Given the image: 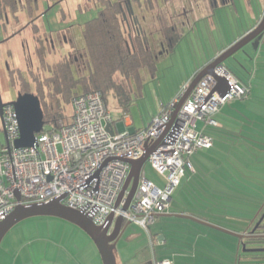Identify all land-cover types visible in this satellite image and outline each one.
Here are the masks:
<instances>
[{
  "label": "built area",
  "instance_id": "2783aa9c",
  "mask_svg": "<svg viewBox=\"0 0 264 264\" xmlns=\"http://www.w3.org/2000/svg\"><path fill=\"white\" fill-rule=\"evenodd\" d=\"M217 77L228 84L224 95V83ZM190 81L171 101L161 104L146 126L133 133L108 131L106 125L112 127L114 122L100 90L78 93L71 100L68 120L59 119L48 127L44 124L29 147H15L20 133L15 109L11 104L4 105L0 220L18 204L60 199L63 205L87 214L96 225L104 224L113 214V219L121 215L124 221L136 222L147 230L157 216L170 210L175 188L185 170L192 168L189 157L212 144L209 135L196 129V122L217 125L214 115L221 105L247 98L249 91L224 65H217L214 74L198 80L174 113ZM146 149H152L147 161L164 184L150 180L142 170L134 195L123 209L128 190L118 205L116 202L128 177L130 161L140 158Z\"/></svg>",
  "mask_w": 264,
  "mask_h": 264
},
{
  "label": "crops",
  "instance_id": "0c3cea01",
  "mask_svg": "<svg viewBox=\"0 0 264 264\" xmlns=\"http://www.w3.org/2000/svg\"><path fill=\"white\" fill-rule=\"evenodd\" d=\"M181 2L182 3H180L178 0H170L168 2L163 0H152V7L146 4L141 6L140 12L144 13V18L142 19L145 23L146 18L149 17L150 13L154 11L157 12L158 20H152L148 22L150 25H152V23L155 24L154 26L156 28L149 26V30L145 29L147 33H144V37L146 38L149 48L156 52L157 58L164 56L165 53H168L174 49V47L170 50L167 48L163 31L164 27L174 24L179 29L181 26H183V23L180 24L179 19L183 18L182 16L184 15L179 13V10H189L190 8L195 9V0H181ZM210 2L207 12L204 13V15L209 17L210 22H213L214 20L212 13L213 10L215 11L219 7L227 6L233 13V18L236 20L238 28L235 36H232L230 40L226 42V44H221V46H218L217 49L210 55V58L207 60V62L232 45L249 30H251L255 25L258 24L264 15L263 0H231L225 4ZM184 13H186V11ZM22 15L25 16L24 13H22ZM137 23L128 24L124 22L125 33L129 38V41L131 34L138 31V27H136L137 29L132 28V26H135ZM42 24L43 25L40 24V27L48 34L47 29L49 27L44 23ZM138 25H141L140 29L144 31L142 27L144 23L140 21ZM82 26H84V24ZM179 34L180 38L178 41H180L183 35L180 32V29ZM18 35L20 34H12L8 36L6 31L3 34V36H5V41ZM15 41H17L16 49H19L20 39L17 38ZM81 41L82 45L84 46V50L86 51L85 40L81 38ZM0 43L2 42L0 41ZM22 43L23 39L21 40V46ZM28 44L30 46L29 48H31V51L33 52L34 42L29 39ZM46 45L48 46V43H46ZM251 46L258 47L256 51V54L258 55L256 57L249 54L250 50L244 51L242 55L239 56L240 60L242 59L241 57H243L241 61L243 62L244 66L247 67V69L244 70V75L241 71L234 69L232 66L228 67L224 63L225 66L232 72V74L242 84L248 87L249 91L247 98L229 100L221 105L219 111L214 115V119L217 121V125H214L216 128L214 129L213 134H209V136L212 138L211 146L206 149H201L197 152H194L191 155L190 162L192 168L189 171V176L184 173L180 183L177 185L179 186L181 184L182 187L183 184H185L184 188H181L177 192L178 195L176 198H179V200L181 199L180 203H178V205L173 209H171L170 206V210L168 212L157 216L155 221L149 226V228L153 229H150L152 234L148 233L149 242H151V245L149 243L150 246L148 244H142L140 246L131 247V243H127L126 247L129 248L125 249L128 250V254L125 256L126 254H123L121 251L118 256L120 264H156L155 261L157 260H167L170 262L169 264H217L215 259H211V257L209 258L208 256H205V254L199 255L197 252L200 245L199 243L202 242L201 244L206 246V248L203 247V249L208 250L210 240H214V238L210 235L211 232L209 230L207 231L206 228H202L199 224H201L203 227L207 226L201 222L183 217L182 215H187L189 217H193L194 219L226 229V227L222 225L219 220H225V217H233V214L228 213L224 209L221 212L209 213L205 210H201L202 212L198 213L199 210H196L192 206V204L197 202L195 200L194 194L199 198V200L205 202H232L231 196L233 193V187L251 185V183H249L244 178L245 173L243 174L239 172L241 163L247 164L248 162L252 161L256 164H259L258 166L263 165L261 170L263 169L264 173V146H260L256 141L253 140V138H261L264 140V136H259L253 132L255 129L254 120H252L251 125L245 123V120H247L249 117H251V119L256 117L253 115L255 112L250 114L249 111H253V108L261 107L263 105V103H260V101L256 99L258 98L257 96L262 95V93L255 92L253 83L256 77H258L257 75L259 71L262 70V73L264 74V33L260 37L259 41L253 43ZM22 48L23 49L21 50L23 51L25 48L23 46ZM258 50L260 51L259 53ZM15 52L19 53L18 50L12 51L10 47L8 48V56L12 58L13 62H15V60L12 55H14ZM247 54L249 55L247 56ZM43 60L44 62H42L46 66V68H44V78L49 77L50 69L54 68L55 64L60 62L61 59H58L56 55H53L51 52L46 50ZM32 61L34 65L31 66V68H35L37 64L36 58L34 56L32 57ZM259 62H262V64H260V68H258ZM14 64L15 67L21 66V61L19 62V65L16 64V62ZM249 69L251 70L252 75L247 79L245 77L249 75V73H247ZM195 72H193V75ZM84 73H87V69L84 71ZM73 74L75 76L77 75L75 72H73ZM145 74L151 77L147 68H142L139 70V77ZM3 75L5 83L8 84L6 69L5 72H3ZM192 77H190L189 80H191ZM185 81L186 80L180 81L173 92L164 95L161 100V104H165L164 101L169 99V101H171L173 97H175L176 93H178L179 86ZM187 82H185V84ZM74 89V95L83 93L80 85ZM246 114L250 115L246 116ZM112 118L114 122L112 128L114 131L121 130L122 128L119 126V124H116L114 117ZM123 120H125L127 125L134 124V120L130 119L127 115L123 117ZM142 127H133L128 131L133 133ZM202 130L204 131L203 128ZM244 133H247L246 136ZM216 137L218 138L217 146H215ZM241 169L246 171L243 168ZM188 186H191L193 189H188ZM181 190L184 192V195L180 194L182 193ZM255 201L257 203L260 202L258 200ZM258 214L255 216V218L258 216ZM242 216L248 218L249 215L235 214L234 217L240 219ZM73 226L74 227H69V231L74 234V240L71 236L70 239L69 237L66 238L65 236H62V242H60L59 240L56 241L55 236H52L53 238L50 239V242L45 243L46 245L44 246H40L38 243H33L35 241H39L35 240L38 238H34V240L29 238L25 239L24 235L20 234L21 232L19 233L18 231H14L13 235H10L9 237L6 236V233V237L4 236L6 238L5 243L2 246L0 243V264H102L101 259H99L100 256L98 257L94 249L95 247L93 241H91V239H89V237L83 233L82 229L76 227L75 225ZM247 229L248 227H246L243 235L247 233ZM57 234L59 237L60 234L56 233V236ZM183 234L186 235L184 238L181 236ZM181 242L186 244L185 248L187 251L181 250L182 248L179 249ZM33 252H37L38 255L36 258L32 257ZM227 264L235 263L234 260L233 262L229 260Z\"/></svg>",
  "mask_w": 264,
  "mask_h": 264
},
{
  "label": "rangeland",
  "instance_id": "374dc122",
  "mask_svg": "<svg viewBox=\"0 0 264 264\" xmlns=\"http://www.w3.org/2000/svg\"><path fill=\"white\" fill-rule=\"evenodd\" d=\"M178 1L182 3L181 0ZM209 2L210 1L207 0H195L196 3L195 9L190 8L189 10L188 9L179 10V13L184 14L182 16L183 18L179 19L180 24L183 23V26L179 28L180 32L183 34L182 38L180 39V41H177L172 51L165 53L164 56L158 58L157 69L152 78L149 77L147 74L141 75V77L139 78H124L121 75L115 76L116 79L122 82V84H124L129 91L130 103L128 105L126 112H127V116L130 119L134 120L133 122L134 124L132 125H127L125 123V120L121 118V114L124 111L122 104L120 103L117 97H115L112 94H109L106 98L107 109L110 115L114 117L116 124L117 125L119 124V126L122 128L119 131L122 130L127 131L133 127H142L146 125L151 120V118L156 114H158V112L160 111L161 100L163 96L173 92V90H175L177 84L180 81H184V80H186L185 82L190 81L189 79L190 77H192L193 72L198 70L202 65H204L207 62V60L210 58V55L217 49V47L221 46V44H226V42H228V40H230L232 36H235L238 26L236 20L233 18V13L229 10V7L222 6L216 9L215 11L213 10L212 13L214 20L213 22H210L209 17H207V15H204V13L207 12ZM135 7L138 6L135 4ZM97 10L98 7L95 6V4H93L92 2L88 3L87 6L84 7V9L82 10V13H75L73 17V23L78 24V27L80 28V24H83L84 22H86V20H92V18L96 17ZM135 10H136L135 12L138 13V19H141V21L144 23V25H142L144 30L142 31L143 34L147 33L146 30H149V26L155 27L154 26L155 24L152 23V25H150L148 24V22L152 20L153 21L158 20L157 12L154 11L150 13L149 17L146 18V23H145L142 19V15L144 13L139 12L138 9ZM185 11L186 13H184ZM53 13L54 12H51L50 14ZM9 24L11 25V23ZM10 25H8L6 29L7 35H10L13 32V30L19 29L21 27V25L12 26V27ZM140 26L141 25H138L137 23L135 26L133 25L132 28L137 29L136 27H138V30H140ZM2 31H3V26L0 25V34H2L1 33ZM25 37L26 36L24 35V33H20V35L15 36L14 38H10L7 41H5L4 38L3 40L4 42L2 41V43H0V95L3 103H7L16 98V91L14 87L11 86L10 84H6L4 81L3 72H5L6 69V61L8 60L9 70L15 67L14 64L15 62L16 64L19 65L20 61H21L22 69L23 70L28 69L27 66L29 67L31 62L30 60L31 57H29L28 52H26L25 49L23 51L21 50L23 49L21 46V40L25 39ZM17 38L20 39L19 49H16L17 41H15V39ZM80 40H81V36H80ZM251 45H253V42H251V44L248 43L244 45L240 50H238L233 55L228 57L224 61V63L228 67L232 66L234 69L241 71L244 75V70H246L247 67L244 66L243 62L241 61L243 57H241L242 59L240 60L239 56L242 55L244 51L250 50L251 53L249 51V54L256 57L258 55L256 54L258 47H254ZM9 47L12 49V51H16V50L19 51V53L15 52L14 55H12L15 62H13L12 58L8 56L7 51ZM259 52L260 51L258 50V53ZM36 64L37 65L35 66V68L37 66L43 67L40 61L36 60ZM260 64H262V62H259L258 68H260ZM247 73H249V75L245 78L248 79L252 75L251 70L249 69ZM43 76L44 75H42V77ZM257 76L258 77H256V79L254 80L253 88L255 89V92L262 93V95L257 96L258 98L256 99H258L260 103H263V105L261 107L253 108V111H249L250 114H253V112H255V114L253 115L256 117H254L253 119L249 117L247 120H245V123L251 125L252 120H254L255 129L253 132L258 134L259 136H264V74L262 73V70L259 71ZM185 82L179 86L178 92L183 87ZM44 83H46L45 84L46 88L44 89L45 103L47 104L48 109L50 108L51 112L55 114L57 112L55 108L56 106L53 105H55L56 103L55 100H53V97L49 94V91L52 90L51 88L53 87V85L50 84L48 85L47 82ZM19 86H22V84L21 85L19 84ZM36 87H37L36 85L31 83L28 84V87H24V88H29L28 90L35 94ZM169 100L164 101L165 104L168 103ZM59 104L64 105V114H65L64 119L68 120L72 112L71 103H66L64 99L61 98ZM43 111L46 112L44 107H43ZM250 114H246V116H249ZM49 125H50L49 123H45L46 127H48ZM202 128L204 129V132H206V134L208 133L207 135H209V134H213L214 129L216 127L211 125L206 126L203 121H197L196 129L201 130ZM244 134L246 136L247 133ZM253 140L256 141L260 146H264L263 139L253 138ZM4 144H5V136L2 130V123L0 120V145H4ZM217 144H218V138L216 137L215 146H217ZM189 159H191V156L189 157ZM258 165L259 164H256L252 161L248 162L247 164H243V163L240 164L241 168H243L246 171H243L240 168L239 172L243 174L245 173L244 178L249 183H251V185L233 187L232 190L233 193L231 196L232 202L230 201H224L222 203L214 202V201L205 202L199 200V198L194 194L195 200L197 202H195V204H192V206L196 210H199L198 213L202 212L201 210H205L211 213V212H221L224 209L228 213L233 214L232 215L233 217H225L226 218L225 220L221 219L219 220V222L222 225H224L227 230H230L231 232H235V233L238 232L236 233L238 235H243L246 227H248V222L250 221L249 223L251 224L255 216L260 211V209L264 206V178H263L264 173H263V169L261 170L263 165L260 166ZM246 168L248 169L251 168V169L248 170ZM189 171L190 169L185 170L187 176H189L190 173ZM143 173L147 178L154 181L155 183L159 185L164 184V179L151 167V164L148 161L143 166ZM184 186L185 184H183L182 187L180 184L175 188L171 199V209L175 208L178 205V203H180L181 199L179 200V198H176V196L178 195L177 192L181 188H184ZM189 188L193 189L191 186L190 187L188 186V189ZM180 194L184 195V192ZM255 200H258L260 202L257 203ZM235 214H240V215L248 214L249 216L248 218L242 216V218L239 219L234 217ZM73 225L75 224L55 216H40V215L31 216L16 223L7 232L6 236L9 237L10 235H13L14 231H18L19 233L21 232L20 233L21 235H24L25 239L29 238L31 240H34V238H38L35 240H39V241H35L33 243L34 244L38 243L40 246H44L46 245L45 243L50 242V239L53 238L52 236H55L56 241L59 240L60 242H62L61 241L62 236L63 237L65 236L66 238L69 237V239L71 236L73 237L74 240V234L69 231V227H74ZM199 225L204 229L206 228L207 231L209 230L211 232L210 235L214 238V240L212 241L210 240L208 250L203 249V247L206 248V246H203V244H201L202 242L199 243L200 244L199 249L197 250L199 255L205 254V256H208L209 258L211 257V259H215L217 264H227L229 260H231L232 262L234 260L235 264L246 263L247 261L246 258H244L241 255V253H243V246L239 244L240 238L238 236L217 230L207 225L206 226L208 228L203 227L201 224ZM75 226L78 227L77 225ZM150 229L151 228L148 227V229L146 230L136 222H129V223L127 222L124 231H122L121 235L119 236V239L116 243V247L114 249V254L116 257L117 264L118 262L120 264V261L118 260V256L121 253V251L123 252V254H126L125 256H127L128 254V250H126L127 248H129L126 247L127 243H131V247L140 246L142 244L149 245V243L151 245V242H149L148 233L152 234L151 230L153 229L151 230ZM56 233H59L60 236L58 237V234L56 236ZM83 233L85 232L83 231ZM181 236L182 238H184V236L186 235L183 234ZM5 237L1 242V246L6 241ZM42 240L45 242H43ZM185 247L186 244H184V242L183 243L181 242V244L179 245V249L182 248L181 250L187 251ZM94 249L99 257L96 247ZM37 255H38L37 252H33L32 257L36 258ZM158 261L160 260L155 261V263ZM250 263L254 264L255 262L252 259L250 260Z\"/></svg>",
  "mask_w": 264,
  "mask_h": 264
},
{
  "label": "trees",
  "instance_id": "16d2710c",
  "mask_svg": "<svg viewBox=\"0 0 264 264\" xmlns=\"http://www.w3.org/2000/svg\"><path fill=\"white\" fill-rule=\"evenodd\" d=\"M126 0L110 2L102 0L103 7L98 10L96 17L84 22L83 39L85 40L86 51L89 56L87 73L81 72L76 76L71 72L69 65L63 59L52 68V76L42 77L40 73H31V80L36 83V95L39 97L41 107L45 108L44 122L52 126L59 119L65 120L64 105H60V99L71 103L75 93V87L81 86L82 91L89 92L100 90L106 99L109 94L117 97L124 108L121 118L127 115V108L130 103L127 87L118 81L115 76L121 75L124 78H139V70L147 68L151 77L157 69V54L150 49L142 30L131 34L130 41L124 29L125 18L127 17ZM130 6L138 5L141 0H129ZM168 2L170 0H163ZM225 4L231 0H210ZM145 4L153 6L152 0H145ZM167 48L172 49L180 38L177 26L170 25L163 29ZM13 81L12 78H10ZM53 85L49 94L55 100L56 113H52L45 103L44 89L46 83ZM22 87H28V83H20ZM49 88V86H48ZM28 90V88H24ZM52 106V107H53ZM264 206L252 223L248 222L247 233L239 239L243 246L241 255L246 258L245 264H264ZM262 217V218H261ZM127 221H124L126 224ZM250 226V227H249ZM249 260V261H248ZM252 262V261H251Z\"/></svg>",
  "mask_w": 264,
  "mask_h": 264
},
{
  "label": "water",
  "instance_id": "95a60500",
  "mask_svg": "<svg viewBox=\"0 0 264 264\" xmlns=\"http://www.w3.org/2000/svg\"><path fill=\"white\" fill-rule=\"evenodd\" d=\"M264 33V15L261 20L255 25L251 30L245 33L242 37H240L237 41H235L232 45L226 48L224 51L213 57L210 61L204 64L198 71H196L190 81V84L185 91L184 95L178 102L174 113L180 107L182 102L187 98L193 87L196 85L199 79H201L205 74H214V68L217 65H224V61L233 55L235 52L240 50L244 45L248 43H255L259 41L260 37ZM249 54H247L248 56ZM226 67V66H225ZM227 68V67H226ZM228 69V68H227ZM229 70V69H228ZM219 80L223 81L224 85L221 88V94L224 95L228 90V84L224 81L223 78L217 77ZM14 106L18 125H19V137L15 141V147H29L33 146L36 140V134L40 133L44 128V113L41 107V103L39 97L32 92H24L18 93L17 97L7 102ZM7 103H3L0 95V120L2 123V111L4 105ZM108 131L113 134V128L110 124L106 125ZM3 130V129H2ZM4 132V131H3ZM152 149H146L143 155L133 161H130L131 168L126 179V182L119 194L116 205L119 204L120 200L124 196L126 190H128L127 195L124 199V204L122 206L123 209H127L134 192L137 187L138 179L140 173L143 170V166L147 161V157L150 154ZM17 199H19V194L16 195ZM55 216L62 219H65L75 225H77L80 229H82L93 241L102 264H117L116 257L114 254V249L116 247V243L124 230L126 224H124V219L121 215L117 216L113 219V214L109 215L106 222L102 225H96L93 223L91 218L76 209H72L63 205L60 202V199H53L48 202L41 203H29V204H18L13 211H11L8 215H6L3 219L0 220V243L5 236V234L18 222L21 220L31 217V216ZM183 217H187L193 219L197 222H201L207 226L215 228L217 230L231 233L239 238H242L243 235H238L235 232H231L225 228L219 227L217 225H213L201 220L194 219L193 217H189L187 215H182ZM264 214L262 215V217ZM261 217V218H262ZM129 223V222H128Z\"/></svg>",
  "mask_w": 264,
  "mask_h": 264
},
{
  "label": "flooded vegetation",
  "instance_id": "af4514ba",
  "mask_svg": "<svg viewBox=\"0 0 264 264\" xmlns=\"http://www.w3.org/2000/svg\"><path fill=\"white\" fill-rule=\"evenodd\" d=\"M107 1L116 2V0ZM90 2L95 4L98 10L103 7L102 0H0V25L3 26L0 41L2 42L5 38L3 34L7 26L10 25L9 23H11V27L21 25L19 29L13 30L10 35L24 33L26 37L23 39L22 46L28 52L29 57H31L30 65L25 70L21 66H16L9 70L8 60L6 61L8 84L14 87L16 97L18 93L31 92L19 86L23 81L36 85L31 80V73L37 74L39 72L41 76L44 74V68L46 66L43 64V59L46 50L56 55L58 59L66 61L72 73L75 72L78 74L86 71L89 58L80 40V36L83 38L82 25L84 23L80 24V29L78 24L73 23V17L75 13H82L84 7ZM129 2V0L124 2V7H126L125 9L127 11L125 23H139L141 19H138V13H135V7L130 6ZM142 5H145V0H141V3H138L136 9L139 12ZM51 12L54 13L50 14ZM142 18H144V15H142ZM42 23L49 27L47 29L48 34L40 27V24L43 25ZM29 39L34 42L33 52L29 48ZM46 43H48V46ZM33 56L43 64V67L37 66L36 68H31L34 65L32 61ZM52 74V69H50L49 77Z\"/></svg>",
  "mask_w": 264,
  "mask_h": 264
}]
</instances>
